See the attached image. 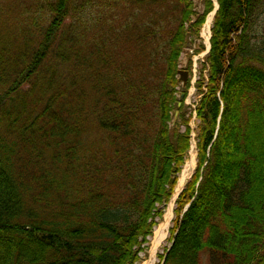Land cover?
Masks as SVG:
<instances>
[{"label":"trees","instance_id":"obj_1","mask_svg":"<svg viewBox=\"0 0 264 264\" xmlns=\"http://www.w3.org/2000/svg\"><path fill=\"white\" fill-rule=\"evenodd\" d=\"M217 3L162 264H264V0ZM215 8L42 0L0 37V264L141 261L191 150L180 58Z\"/></svg>","mask_w":264,"mask_h":264},{"label":"rangeland","instance_id":"obj_2","mask_svg":"<svg viewBox=\"0 0 264 264\" xmlns=\"http://www.w3.org/2000/svg\"><path fill=\"white\" fill-rule=\"evenodd\" d=\"M78 2L80 0H77ZM194 5L197 7L198 11H202L203 10V3L204 0H192ZM42 0H0V37L4 36V35H9V34H15L18 29H20V26H24L25 23L24 20H27L29 18H32L36 13V9H35V5L37 3H41ZM214 3L217 4L216 0H213ZM32 7V8H31ZM28 8H31V10L28 11ZM213 13L209 14L207 20H209V18L211 17V15H213ZM205 22V24H206ZM214 23V21H212V24ZM28 24H31V22H28ZM211 24V27H212ZM205 26V25H204ZM202 31H201V39L200 40H195L193 39L191 42V44L188 46V48L186 49V51L182 54L181 58H180V64L179 67L181 70H189V66L190 63H192V72H191V76H190V80H192L191 87L188 90V96L185 100V110L189 115H194V109H195V105L196 103H198L199 100V95L197 94V90L195 87L196 81L199 80L200 74H201V69L202 66L204 65V63L206 62V57L209 54L211 48L209 46V44L206 41V38L203 36L204 34V29L206 30V26L202 27ZM119 28H116V30ZM115 30V32H116ZM113 36H111V40L114 38V34ZM205 35V34H204ZM210 43V42H209ZM202 46L204 47L205 51L202 52L201 54L197 55L194 54V51L198 50V48ZM115 45L113 43H111V49H114ZM194 66V68H193ZM194 81V82H193ZM193 106V107H192ZM179 117V115L174 116V121H176ZM192 124V128L195 130L196 128H198L199 122L196 118H194L191 122ZM196 132L193 133V148L191 149V151L189 152L188 156H187V160H186V164L183 168V171L186 167V165L188 164V162L191 161V152L195 151L196 155H195V164L191 170V172L188 175V179L186 181V184L190 181L191 177L193 176V174L195 173V170L197 168V164H198V159H197V145H196ZM181 176V175H180ZM185 184V186H186ZM177 194V189L176 192ZM172 211L171 213V220H170V224H169V230H168V237L166 240V243L163 244V246L161 247L158 257L159 259L161 258V256L164 253V249L167 248L169 245V238H170V229L173 227V222L175 220V209H176V199L173 198L171 200V202L166 206L165 208V212H164V216L162 217V220L160 221V224L164 222V219L166 217V215L169 213V211ZM159 224V225H160ZM158 225V226H159ZM157 226V227H158ZM148 246V249H147ZM147 251H144L141 255V262L140 264H142L149 256L148 251L151 247V239H150V243L147 245H145ZM158 264V263H157Z\"/></svg>","mask_w":264,"mask_h":264},{"label":"bare ground","instance_id":"obj_3","mask_svg":"<svg viewBox=\"0 0 264 264\" xmlns=\"http://www.w3.org/2000/svg\"><path fill=\"white\" fill-rule=\"evenodd\" d=\"M213 16L211 15V17L208 20V24L206 26V32L208 30V28L210 27V25L212 24L213 21ZM205 32V37L208 41V35H206ZM204 35V34H203ZM191 161L188 162V164L186 165L183 173L180 176V180L178 183V187H177V194L174 196L175 199H177V196L179 195V193L183 190V188L185 187L186 181L188 179V175L191 172L194 164H195V151L191 152ZM171 209L169 211V213L166 215L164 222L161 223L157 228L156 231L154 233V236L151 239V247L148 251V258L142 263V264H157L159 263V251L161 249V247L163 246L164 243H166L167 237H168V230H169V224H170V220H171Z\"/></svg>","mask_w":264,"mask_h":264},{"label":"water","instance_id":"obj_4","mask_svg":"<svg viewBox=\"0 0 264 264\" xmlns=\"http://www.w3.org/2000/svg\"><path fill=\"white\" fill-rule=\"evenodd\" d=\"M180 75V79L178 80L179 83H183V88L186 89L187 85H188V81H189V72L186 70H181L179 72ZM184 99V95H182L181 97V101ZM181 103H179V107H181ZM178 115V113L176 114Z\"/></svg>","mask_w":264,"mask_h":264}]
</instances>
